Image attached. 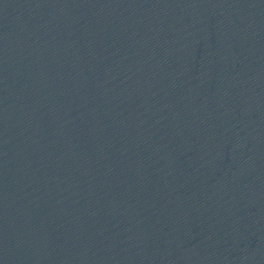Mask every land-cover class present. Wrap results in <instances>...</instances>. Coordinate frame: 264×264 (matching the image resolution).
Here are the masks:
<instances>
[{
  "label": "water",
  "instance_id": "water-1",
  "mask_svg": "<svg viewBox=\"0 0 264 264\" xmlns=\"http://www.w3.org/2000/svg\"><path fill=\"white\" fill-rule=\"evenodd\" d=\"M0 264H264V0H0Z\"/></svg>",
  "mask_w": 264,
  "mask_h": 264
}]
</instances>
